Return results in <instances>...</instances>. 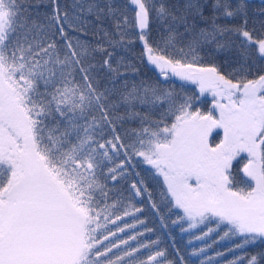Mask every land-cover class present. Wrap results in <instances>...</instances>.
Here are the masks:
<instances>
[{"label":"snow or ice","instance_id":"obj_1","mask_svg":"<svg viewBox=\"0 0 264 264\" xmlns=\"http://www.w3.org/2000/svg\"><path fill=\"white\" fill-rule=\"evenodd\" d=\"M251 9L0 0V264H264V0ZM140 164L155 195L122 190ZM145 197L184 248L140 239Z\"/></svg>","mask_w":264,"mask_h":264},{"label":"trees","instance_id":"obj_2","mask_svg":"<svg viewBox=\"0 0 264 264\" xmlns=\"http://www.w3.org/2000/svg\"><path fill=\"white\" fill-rule=\"evenodd\" d=\"M249 3L252 5V9L250 11L255 12L257 7L260 5L261 0H249ZM86 39L91 40V37H87ZM139 52V45L136 46L135 52L133 53H129V54H124V53H118V54H122V55H127L128 58L130 59H135V55L136 53ZM230 58V59H237L238 57V53L235 50V47H233V50L229 53H221L217 56V61L220 62L221 64H223L225 58ZM136 63L138 64V66L140 65L139 60H136ZM141 71H140V77H144L145 73L147 74V78H152L154 76V72L148 68L146 65L145 66H140ZM178 83V82H177ZM202 99V110L206 111L209 107H210V97H204L201 98ZM136 172L140 173V177L136 176ZM151 173V169H149L146 165L140 164L136 167V169L132 172V174L129 177L128 182H122V190H126L128 188V184L133 181V180H137L142 178L148 188L153 191L154 195L157 193L158 191V184L157 182L159 181L160 184L162 185V181H160V178L158 177H153L152 175H150ZM135 203H137V205H139L141 203V201L136 200L134 201ZM143 206L145 207V212L141 213L140 216L142 218L146 219L147 222V226L148 227H152L155 229V231L153 233H150L148 235H146L145 237H142L140 239L142 240H153L156 239L157 237L160 238L161 240V244L160 247H164L167 248V250L169 252L172 251L170 245L172 243V241L169 239V235L174 239L175 243L180 246L181 248H184L186 245V239L188 234H181L179 232L178 227H170V231L166 232L163 229H161L159 227V222L158 219L152 214L150 207L147 205V198L145 197L143 200ZM133 218H128V221L131 222ZM143 226H141L142 228ZM197 243H202V242H197ZM196 244L193 245H188L189 248L191 247H195ZM217 247H223V245H219ZM229 258V257H226Z\"/></svg>","mask_w":264,"mask_h":264}]
</instances>
